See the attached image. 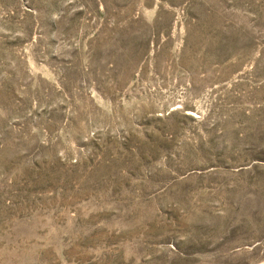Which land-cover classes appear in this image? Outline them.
I'll use <instances>...</instances> for the list:
<instances>
[{
    "label": "rangeland",
    "instance_id": "rangeland-1",
    "mask_svg": "<svg viewBox=\"0 0 264 264\" xmlns=\"http://www.w3.org/2000/svg\"><path fill=\"white\" fill-rule=\"evenodd\" d=\"M0 264H264V0H0Z\"/></svg>",
    "mask_w": 264,
    "mask_h": 264
}]
</instances>
